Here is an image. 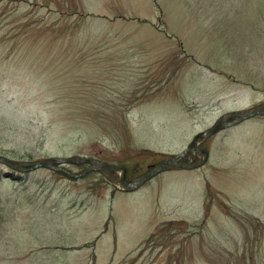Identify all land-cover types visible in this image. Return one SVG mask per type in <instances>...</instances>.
<instances>
[{"label": "rangeland", "instance_id": "rangeland-1", "mask_svg": "<svg viewBox=\"0 0 264 264\" xmlns=\"http://www.w3.org/2000/svg\"><path fill=\"white\" fill-rule=\"evenodd\" d=\"M77 2L0 0V156L93 158L132 181L222 115L264 105V0L216 1L149 100L126 97L138 83L99 59L64 56V35L77 51L87 34ZM198 148L202 166L130 192L84 162L63 165L82 177L0 163V264H264V115Z\"/></svg>", "mask_w": 264, "mask_h": 264}, {"label": "crops", "instance_id": "crops-1", "mask_svg": "<svg viewBox=\"0 0 264 264\" xmlns=\"http://www.w3.org/2000/svg\"><path fill=\"white\" fill-rule=\"evenodd\" d=\"M216 1L78 0L79 18L86 25L81 29L87 34H80L77 51L67 48L64 35L63 54L99 59L101 68L107 69L104 73L138 83L126 97L149 100L158 96L156 92L165 81L167 53H176L183 41L195 44V28L211 24L219 7ZM144 82L152 83L146 88L152 93L140 92L139 96L137 91Z\"/></svg>", "mask_w": 264, "mask_h": 264}, {"label": "water", "instance_id": "water-1", "mask_svg": "<svg viewBox=\"0 0 264 264\" xmlns=\"http://www.w3.org/2000/svg\"><path fill=\"white\" fill-rule=\"evenodd\" d=\"M256 115H264V105L249 110H242V111L230 112L224 114L212 127L200 131L196 135H194L191 141L187 144L186 148L181 153L163 160L162 162L158 163L150 170H148L146 173L135 178L131 182H127L124 178V167L112 166L100 162L98 160H94L86 157H74V158L48 157L43 160H37V161H23V160H13L4 156H0V163H3L7 167L16 171H26L41 167L61 171L64 170L62 168V165L65 164L77 163V162L89 163L90 170L98 169L104 172L106 176H108L112 181L116 182L120 189L126 191H132L139 188L144 182H146L156 174L166 171L168 169H172V168L194 169L202 166L208 159V152L206 150L198 149L197 145L199 139L208 138L209 136L213 135L214 133L226 127L236 125L242 122L243 120ZM228 117H234V118L230 121H226ZM192 147L199 154V160L191 163L182 161V158ZM110 169L113 171L121 170L122 174L119 175L118 177H114L113 174H111L108 171ZM69 174L73 177H82L84 175V173L81 174L69 173Z\"/></svg>", "mask_w": 264, "mask_h": 264}, {"label": "flooded vegetation", "instance_id": "flooded-vegetation-1", "mask_svg": "<svg viewBox=\"0 0 264 264\" xmlns=\"http://www.w3.org/2000/svg\"><path fill=\"white\" fill-rule=\"evenodd\" d=\"M232 119V117H230V118H228V119H226V121H229V120H231ZM110 172H113L112 170H110Z\"/></svg>", "mask_w": 264, "mask_h": 264}, {"label": "trees", "instance_id": "trees-1", "mask_svg": "<svg viewBox=\"0 0 264 264\" xmlns=\"http://www.w3.org/2000/svg\"><path fill=\"white\" fill-rule=\"evenodd\" d=\"M61 173H63V172H61ZM64 174V173H63Z\"/></svg>", "mask_w": 264, "mask_h": 264}]
</instances>
